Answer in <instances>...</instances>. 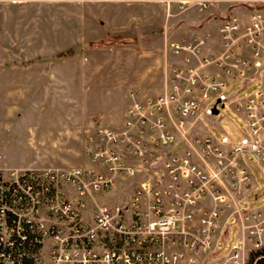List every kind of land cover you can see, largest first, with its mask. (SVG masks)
I'll return each instance as SVG.
<instances>
[{"label":"built area","instance_id":"2783aa9c","mask_svg":"<svg viewBox=\"0 0 264 264\" xmlns=\"http://www.w3.org/2000/svg\"><path fill=\"white\" fill-rule=\"evenodd\" d=\"M211 2L193 0L199 10ZM219 32L221 46L201 56L199 66L172 68L168 91L130 92L122 130L98 127L88 136L92 166L0 168L2 264H249L252 254L263 253L264 207L248 212L239 201L250 194L254 162L264 176V7L231 14ZM203 43L196 36L170 42L169 50L190 62ZM255 61L260 84L244 105L246 139L230 148L211 136L188 140L186 119L213 106L227 84L199 67L214 64L237 77ZM169 108L189 147L166 152L161 168L130 194L103 201L122 180L154 165L145 167L158 148L178 141ZM232 205L242 234L223 255L218 222Z\"/></svg>","mask_w":264,"mask_h":264},{"label":"rangeland","instance_id":"374dc122","mask_svg":"<svg viewBox=\"0 0 264 264\" xmlns=\"http://www.w3.org/2000/svg\"><path fill=\"white\" fill-rule=\"evenodd\" d=\"M45 1L35 0L34 5L28 6L21 15L25 16L29 22H37V30L39 29L40 32L45 31V26H51L54 34L65 22L70 27L72 26V29H75L78 24L74 19L69 20L68 12L62 10L60 12L53 11L52 13L49 6L45 5ZM82 2L86 6V17L90 22V44H88L91 47L81 55V58L87 64L93 66L90 73L94 74V81L88 87H84L85 89L75 88L77 89L78 101L74 105L67 103L69 106H75L78 128H83L84 125L88 127L96 125L102 127L105 124L122 125L124 122L122 113L125 106L129 104L131 91L138 90L142 95H154L163 91L164 87L166 88L163 78L166 41L178 38L186 29L194 27L196 23H201L208 18H226L233 12L231 3L232 5L235 4L234 1L212 0L206 9L199 10L193 4V0H82ZM183 2H185V7L182 6ZM250 8L253 7L246 8L242 6L240 9ZM18 13L19 10L10 13V15H17ZM0 15L3 14L0 13ZM52 18L54 22L50 24ZM33 26L35 25L33 24ZM29 32L32 33V29ZM69 49H73L74 53L59 55ZM69 49L50 57L51 59H58L76 54L75 48ZM34 61V59H28L24 64L29 65ZM73 62L78 61H72L71 63ZM259 64L261 62H257V65ZM9 78L10 76L5 75V73L0 74V113L4 115L6 111L12 110L14 116L12 115L11 120H8L5 116L0 118V133L6 129L7 122H11L15 129L12 135L14 139L23 137V139H30L28 142L33 143L32 138L35 136L33 133L30 136L28 132L31 131L33 126L36 128L39 125L30 124L28 126L29 123H43L47 116L58 114L59 111L62 119L67 117V107L62 104L58 107V104L54 103L50 107V104L47 105L45 97L48 95L47 90L49 88L55 92L57 90L62 92L63 89L67 90L69 88L40 87V85L36 84L34 86L26 82L24 78L22 80L21 77L13 78V80ZM253 81L251 85L240 92V95L249 94L259 86L260 80L254 79ZM240 87V84L230 86L222 94L223 99L240 89ZM84 92H86V100L84 99ZM90 106L92 110L89 109ZM219 108L225 113L222 121L217 124L211 123L208 117L212 115V110L209 109L206 112L207 117L202 120V124L223 141L238 142L244 139L242 134L244 123L241 117L233 111L230 103L224 107L220 103ZM88 109L90 115L86 116L84 114L87 113ZM103 112L107 117L104 116L99 119V114ZM66 124L65 122L61 124V127H64L62 129H65L64 131H68ZM27 126L28 132L20 134L18 130ZM11 128L12 126L8 130H11ZM221 128L226 133H223ZM42 130L45 131L46 128H42ZM64 131H61V138L67 136L66 133H63ZM46 143H40L39 148L35 149L34 152L29 148L28 150L22 148L18 144L14 146L0 144V163L5 161L17 162L23 156L30 157L34 154V157L44 163L60 162L67 164L70 161H81L86 153V150L84 152V136L79 133L69 132L67 142L61 139V142L56 145ZM66 167L72 166L57 168ZM253 170L257 180L264 181L256 162L253 163ZM136 179L137 176L124 179L121 184H118L112 190L119 188V193L124 196ZM262 192H264V188L254 189L251 195L240 201V204L244 209L263 205L264 197L256 198V195ZM225 220L227 225L222 227L216 242L219 252L223 255L230 252L240 233V225L236 216H230Z\"/></svg>","mask_w":264,"mask_h":264},{"label":"crops","instance_id":"0c3cea01","mask_svg":"<svg viewBox=\"0 0 264 264\" xmlns=\"http://www.w3.org/2000/svg\"><path fill=\"white\" fill-rule=\"evenodd\" d=\"M226 2H233L234 5L231 3V7L233 8V12H231L228 16L231 14H242L246 15L248 12H250L253 9L257 8H263L264 7V0H222ZM35 3V0H0V13L3 15H0V74L5 73V75L10 76V80H13V78L21 77V79L33 84L34 86L37 84L40 87H64L69 88L67 90L63 89V91L57 90L56 92L52 89H48V95H46L45 99L47 102V105L54 103L58 104V107H60L62 104L64 107H67V117L61 118L60 111L58 114H54L53 116H47L45 119V122L38 123V122H32L30 124H38L39 126L36 128L31 129L30 132H28V126L26 128H20L18 131H20V134L27 133L31 136V134H34V138H32V142L30 143V139H14L13 133V123L7 122V125L5 126L6 129L0 133V144L1 145H7V146H14L15 144H18L22 146V148H25L28 150L31 149L32 152L36 151L35 149L39 148L38 145L43 142H47L49 145H56L59 144L62 140H65L67 142V136L69 132L75 134L79 133L80 135L84 136V152L86 150V141L89 135L95 136L97 132L98 126L88 127L87 125H84L83 128H78L79 126L76 124L77 116H76V110L74 103L76 104V101H78V95H77V87H80L81 90L84 87H88L91 82L94 80V74L90 71H92L93 66L90 64H87L85 61L82 60L81 55L84 54L85 51H87L90 47V22L88 21V18L86 17V6L82 2V0H46L45 5L49 6V9H51V12L53 11H66L68 12V16H70V19L76 20V23L78 24L75 29H72V26L68 23H64L59 29L53 34V28L51 26H45V31H39L37 30V22H32L23 15H21L24 10L28 6H33ZM253 7L250 9H240L241 7ZM19 10V13L17 15H10L12 12H16ZM74 15V16H73ZM227 16V17H228ZM226 17V18H227ZM223 19H217V18H208L205 21H202L201 23H196L194 27H190L184 31V33L181 34V36L176 37L174 40L170 39L167 40L165 43V50H164V90L156 93L154 95L162 94L168 91L170 87L171 82V75H172V68L174 66L179 67H187L189 65L193 66H199L200 64V58L201 56H207L209 54L215 53L218 48L221 46V36L219 32V26L222 23ZM54 22L53 18L50 20V24ZM35 25L32 27V25ZM30 29H32V33H30ZM200 37L204 39V43L201 46V51L198 55V57H194L190 62H187L186 59L182 55L173 54L169 50V44L172 41H180L182 39L189 40L193 37ZM89 43V44H88ZM87 47V48H86ZM69 48H75L76 54L73 56H67L62 57L58 59H51L50 56L57 54L58 52L66 51ZM83 49V50H82ZM81 50V51H79ZM247 57H252V53L250 50H244L242 52ZM83 57V56H82ZM28 59H34L35 61L30 63L29 65H25L24 62ZM81 60V61H80ZM66 61V62H65ZM72 61H78L73 62ZM257 62L261 61H255L253 67L245 70L243 75H239L237 77L232 76L231 74L221 70L219 67L215 66L214 64L204 65L200 66V72L201 73H209L212 75L217 76L218 79L225 81L226 87L220 92L219 98L215 101L214 105L208 108H205L203 111L196 113L192 116H189L186 119L184 130L186 132V136L188 140L193 139L194 137H206L211 136L213 137L214 141L223 145L226 148H230L232 145L243 141L247 137V130L244 124V129L242 131V134L244 136V139L238 141V142H226L219 138H217L210 129L202 124V120L204 117H207V110H212V115L208 117L211 123L217 124L218 122L222 121L225 117V113L220 110L219 104L222 103V107L230 103L231 108L235 113H237L243 123H244V117H245V111H244V105L246 102L247 96L246 95H240V92L247 88L249 85H251L255 80H260L258 77L257 67H259L261 64L257 65ZM260 73L264 75V70H261ZM55 82V83H53ZM49 84V85H48ZM240 84V89L233 92L231 95L227 96L223 99L222 94L226 92L230 86ZM58 88V89H59ZM85 89V88H84ZM255 90V89H254ZM253 90V91H254ZM252 91V92H253ZM87 92V91H86ZM86 92H84V99ZM251 92V93H252ZM9 93V92H8ZM154 95H144V96H154ZM86 100V99H85ZM64 102V103H63ZM67 103L73 104L72 106L67 105ZM130 103V99H129ZM128 105L125 106V109L123 110L122 117L125 120V114L126 109ZM216 108V109H215ZM66 109V108H65ZM90 110L91 106L89 107ZM87 110V113L85 112L84 115L88 116L90 115V110ZM30 110V109H29ZM29 113V112H28ZM12 110L6 111L4 115L0 113V118L5 116L8 120H11L12 116ZM104 116H106L103 113L99 114V119H102ZM85 117V116H84ZM107 117V116H106ZM166 117L171 120L172 122V128L176 131V134L178 135V141L175 142L173 145L166 146L163 148H158L155 151V156L148 159V162L145 164V167H148V164L151 163V161H154V165H152L150 168H146V170L140 174H138L137 179L134 180L133 186L125 193L123 196L122 193H119L120 191L117 188L116 190H112L108 194L104 195L102 200L106 201L108 203H113L115 201H118L125 197L126 195L130 194L135 186L138 185L140 181L143 179L148 178L149 176H153L155 174L154 169H160L162 166V160L166 155V152H175V149L182 150L184 148L189 147L188 142L185 140V137L181 134H179V130L176 126V114L173 112L172 109L169 108L167 111ZM67 125L68 131H64L65 129H62L64 127H61V124L64 123ZM11 130H8L9 127H11ZM78 126V127H77ZM102 127L111 128L114 130H122L124 128V122L121 125L113 124V125H103ZM42 128H46L45 131L42 130ZM42 130V131H41ZM64 131L63 133H66L67 136L64 138H61L60 135L61 131ZM221 131L223 133H226L224 129L221 128ZM56 140V141H55ZM31 146H30V144ZM46 143V144H47ZM37 145V147H35ZM58 146V145H57ZM61 148V146H60ZM124 153H126V159L132 163H135L136 165H139V160L133 159L130 156L127 155V152L125 149L122 148ZM48 161V160H47ZM92 166V163L90 161L89 156L85 153L82 160L79 162H73L70 161L67 164L56 162V163H44L42 160L37 159L34 157V154L30 157L23 156L20 160L17 162H9L5 161L3 163H0V168H47V167H64V166ZM259 171L261 173V176L264 178L261 172V166L258 164ZM253 166H252V181H251V189L250 194L254 189L257 188H264V181L260 182L257 180L255 173L253 172ZM118 192V193H117ZM248 195V196H249ZM264 197V192L261 194H257L256 198ZM241 201V200H240ZM239 201V203H240ZM264 207V204L258 207L250 208V209H244L248 212H255L258 209H261ZM234 206H230L228 209H226L222 214L218 222V237L220 235V231L223 226L227 225V222L225 219H227L230 216H236L237 221L240 225V233L242 234L241 229V218L238 212L234 211ZM244 208V207H243ZM221 254V252H220Z\"/></svg>","mask_w":264,"mask_h":264},{"label":"trees","instance_id":"16d2710c","mask_svg":"<svg viewBox=\"0 0 264 264\" xmlns=\"http://www.w3.org/2000/svg\"><path fill=\"white\" fill-rule=\"evenodd\" d=\"M73 53H74V50L69 49L67 52L61 53L59 55H70ZM0 252H1V246H0ZM0 264H2L1 256H0ZM249 264H264V251L263 253L252 254Z\"/></svg>","mask_w":264,"mask_h":264},{"label":"water","instance_id":"95a60500","mask_svg":"<svg viewBox=\"0 0 264 264\" xmlns=\"http://www.w3.org/2000/svg\"><path fill=\"white\" fill-rule=\"evenodd\" d=\"M216 109V108H215Z\"/></svg>","mask_w":264,"mask_h":264}]
</instances>
